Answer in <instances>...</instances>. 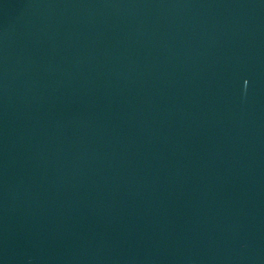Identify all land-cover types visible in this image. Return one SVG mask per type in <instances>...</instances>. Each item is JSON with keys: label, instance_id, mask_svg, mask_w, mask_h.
<instances>
[{"label": "water", "instance_id": "95a60500", "mask_svg": "<svg viewBox=\"0 0 264 264\" xmlns=\"http://www.w3.org/2000/svg\"><path fill=\"white\" fill-rule=\"evenodd\" d=\"M0 264H264V0H0Z\"/></svg>", "mask_w": 264, "mask_h": 264}]
</instances>
